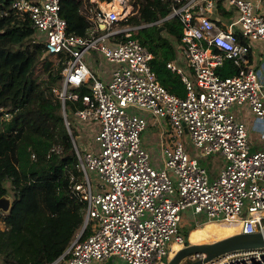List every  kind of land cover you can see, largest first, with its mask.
I'll return each mask as SVG.
<instances>
[{
    "label": "built area",
    "instance_id": "obj_1",
    "mask_svg": "<svg viewBox=\"0 0 264 264\" xmlns=\"http://www.w3.org/2000/svg\"><path fill=\"white\" fill-rule=\"evenodd\" d=\"M61 1L11 0L0 7V18L12 11L29 22L34 41L44 43V56L64 57L62 81L53 92L64 104L77 158L78 175L70 174V185L86 202L88 232L48 264H94L113 257L124 264H166L171 243H187L179 232L186 210L235 224L233 234L263 232L264 149H250L241 113L247 108L264 121V84L248 65L250 42H264L261 0H224L235 15L227 24L215 15L218 0H168L170 12L152 24L174 16L181 22L178 55L166 67L180 75L184 96L158 81L150 66L153 55L130 37L140 26L114 28L136 11L134 0H90L95 6L89 8L84 36L67 31ZM89 55L101 61L96 72L84 62ZM227 59L236 72L221 75L217 68ZM83 86L88 91L80 96L82 107L71 111L92 140L82 145L71 133L65 101L78 99L74 89ZM149 120L154 128L164 121L172 129L167 143L162 138V163L142 142ZM212 154L223 158L214 175L199 161ZM188 257V262L197 258ZM204 264H264V247L228 252Z\"/></svg>",
    "mask_w": 264,
    "mask_h": 264
},
{
    "label": "trees",
    "instance_id": "obj_2",
    "mask_svg": "<svg viewBox=\"0 0 264 264\" xmlns=\"http://www.w3.org/2000/svg\"><path fill=\"white\" fill-rule=\"evenodd\" d=\"M10 2L0 0V7ZM134 3L136 11L118 23L144 25L130 31V37L153 55L150 66L158 81L169 92L184 96L180 75L166 67L180 43L179 18L174 16L152 24L170 12L169 1L134 0ZM221 3L219 0L217 6L223 10ZM93 6L95 3L90 0L61 1L59 12L69 33L86 35L89 8ZM34 39L29 22L14 16L12 11L0 18V197L8 194L12 197L8 211L0 213L2 264L54 261L81 228L86 206L70 185V174L78 175L77 158L64 123L61 101L53 92L62 81L64 57L62 53L44 56L43 41ZM39 67L41 70L36 72ZM234 67L227 59L217 71L230 75L235 72ZM74 91L78 99L65 101L67 118L71 111L82 107L80 96L88 89L83 86ZM4 112H10L11 117L4 119ZM70 129L75 135L71 124ZM53 146L61 150H50ZM31 153L35 154L34 160ZM194 226L188 227L184 234L188 242V233ZM87 232L85 228L81 238ZM192 233L195 238L202 235L198 231Z\"/></svg>",
    "mask_w": 264,
    "mask_h": 264
},
{
    "label": "rangeland",
    "instance_id": "obj_3",
    "mask_svg": "<svg viewBox=\"0 0 264 264\" xmlns=\"http://www.w3.org/2000/svg\"><path fill=\"white\" fill-rule=\"evenodd\" d=\"M261 5L264 7V0H261ZM263 16H264V13H263ZM124 26H126V25H121L120 23H116L114 28H119V27H124ZM91 52H93V51H90V53ZM90 56L91 55L87 56L86 58L84 57L85 58L84 62L86 63V65L89 67V69L91 71L96 72V69L98 70L99 65H102L101 61H99L93 55L91 57ZM106 67H109V65L107 64ZM40 70H41V68L39 67L36 72H38ZM68 119L71 121V123H72L71 125L75 129V135H73V136H74L76 142L78 144H82V145L85 144V142H87V144L90 143L92 140H90L88 138V131H87L86 125L76 121L74 116H72V113L69 114ZM150 123H151V120H149V124L142 134V142L149 149V151L152 153V155H154V158L157 160V162L162 163L163 159H164L163 155L161 154L162 144H163L162 138L165 139L163 142L167 143L168 142V136L170 134H172V129L164 121H162L160 123L159 128H154L153 126L150 125ZM185 135L186 136L182 137V140L186 145L187 151L191 152L192 151V149H191L192 143L191 142L188 143V138H187L188 135L187 134H185ZM197 151L198 150H195L194 152L196 153ZM199 159H200V161H204L205 166L210 171H211V169H214L216 167V165H218L221 162V159L223 161V158L219 154H212L211 156L200 157ZM89 178H90L92 184L94 185L95 184V178L93 177V175L91 173H89ZM7 185L10 187L9 182H7ZM7 197L9 199V203H10L12 197L10 194H8ZM2 212H6V211L0 210V213H2ZM205 221H207V220L203 214L192 215L189 210H186L182 215L181 226L179 228V232H180V234H182V236H184L187 228L190 227L191 225L196 224V226H194L193 228H199L200 231H198V232L202 233V235H201L202 237L200 239H198L200 236L199 235L194 240L192 237L193 233L190 232V234L188 233V240L190 243L211 242V241H214V240H217V239H220L222 237L229 235V232H227L225 229V227H227V225L225 223L215 224L216 226L217 225L218 226L220 225V226L218 228H216V230H213V229L210 230V227L212 224L210 222H205ZM222 229H224V231ZM79 231H80V229L76 232L75 237L78 235ZM193 256H195V255H193ZM193 256L191 255V258ZM188 259H189V257L183 259L181 261V263L187 264L189 261ZM166 261H168V260L166 259ZM0 264H2L1 261H0ZM94 264H124V262L117 257H113V258H108L104 262L94 263Z\"/></svg>",
    "mask_w": 264,
    "mask_h": 264
},
{
    "label": "water",
    "instance_id": "obj_4",
    "mask_svg": "<svg viewBox=\"0 0 264 264\" xmlns=\"http://www.w3.org/2000/svg\"><path fill=\"white\" fill-rule=\"evenodd\" d=\"M61 108L64 115V104H62ZM9 206L7 195L0 197V210L8 211ZM84 228L85 222L83 221L77 236L83 233ZM261 247H264V231L235 233L211 242L189 243L187 241L184 246L169 258L166 264H182L181 261L191 255H195L197 258L187 264H204L228 252Z\"/></svg>",
    "mask_w": 264,
    "mask_h": 264
},
{
    "label": "crops",
    "instance_id": "obj_5",
    "mask_svg": "<svg viewBox=\"0 0 264 264\" xmlns=\"http://www.w3.org/2000/svg\"><path fill=\"white\" fill-rule=\"evenodd\" d=\"M221 1L223 3L224 0H221ZM222 6L224 7V5ZM223 11H225L226 13ZM258 11L263 14L264 7L260 5ZM227 12H230V14H228ZM215 15L216 17H218L220 22L225 23V24L231 21V18L235 16L232 9L230 11H227L225 8H223V10H220L218 6L216 8ZM177 52L178 51L176 47L175 57L176 55H178ZM248 65L259 72L261 81L264 84V42L263 41L253 40L250 42L249 53H248ZM235 72H236V68H235ZM263 92H264V87H263ZM241 113L248 126V140L250 143V149L251 150H263L264 149V121L255 119L252 113L247 108L242 109ZM201 162L205 164L204 161H201ZM222 163L223 161L221 159V162L218 165H216L214 169H211V171L209 170V172L213 175L216 174L218 169L222 166ZM192 231H200V230L199 228H195L194 230H191L190 232Z\"/></svg>",
    "mask_w": 264,
    "mask_h": 264
},
{
    "label": "bare ground",
    "instance_id": "obj_6",
    "mask_svg": "<svg viewBox=\"0 0 264 264\" xmlns=\"http://www.w3.org/2000/svg\"><path fill=\"white\" fill-rule=\"evenodd\" d=\"M207 222H210L212 224L210 230H212V229L216 230V228H218L220 226V225L216 226L215 224L225 223V222H218V221H207ZM225 224L227 225V227H225V229L227 232H229V235L233 234V232L235 231V224H233V223H225ZM222 230L224 231V229H222ZM201 237L202 236L200 235L198 239H200ZM196 238L193 237L194 240ZM170 246H171L170 247V256L174 255V253H176L182 247V245L180 243H178L177 241L172 242Z\"/></svg>",
    "mask_w": 264,
    "mask_h": 264
}]
</instances>
